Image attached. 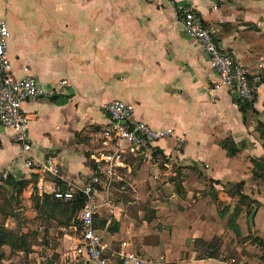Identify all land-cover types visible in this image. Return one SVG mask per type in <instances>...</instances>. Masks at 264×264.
<instances>
[{
    "label": "crops",
    "instance_id": "1",
    "mask_svg": "<svg viewBox=\"0 0 264 264\" xmlns=\"http://www.w3.org/2000/svg\"><path fill=\"white\" fill-rule=\"evenodd\" d=\"M179 4L212 28L221 50L234 53L248 71L256 99L246 114L235 90L210 92L214 71L197 42L185 35ZM2 21L11 33L15 76L24 77L29 68L42 87L54 91L23 104L35 159L52 155L68 180L88 183L96 173L91 155L103 149L109 121L104 107L122 100L135 105L132 121L171 128L175 137L158 141L149 152L128 155L118 173L131 171L129 160L161 158L167 168L193 167L212 181L197 187L211 191L206 200L199 196L190 217L173 203L156 201L152 210L136 215L129 211L132 202L105 199L99 211L116 223L109 220L101 232L113 253L135 252L152 264H264V255L242 256L236 263L207 258L194 247L196 240L230 231V217L239 213L228 212L233 197L227 185L240 183L261 205L254 226L264 242V180L255 178L256 162L264 160V0H171L163 6L154 0H0ZM224 143L238 153L230 156ZM26 157L16 132L0 126V183L8 176L29 181L26 197L35 182L40 193L52 189L54 180L45 177L42 184ZM214 195L224 207L211 209L207 218L195 215ZM102 196L97 189V200ZM81 238L82 232L74 237L75 248Z\"/></svg>",
    "mask_w": 264,
    "mask_h": 264
},
{
    "label": "built area",
    "instance_id": "2",
    "mask_svg": "<svg viewBox=\"0 0 264 264\" xmlns=\"http://www.w3.org/2000/svg\"><path fill=\"white\" fill-rule=\"evenodd\" d=\"M170 1L154 0L159 6ZM177 11L182 14L185 35L197 42L207 55L210 67L214 71L215 79L209 86L210 92L217 94L231 88L236 91L240 100L253 104L256 99L255 88L248 71L238 61L236 55L221 50L214 39L213 29L205 25L191 8L179 4ZM10 37L8 23L0 22V126L16 132L18 142L27 154L26 165L38 171L42 184L45 177L54 180L53 188H45L43 193H51L55 199L63 203H72L80 196L85 199L79 215L82 238L75 248L77 256L93 264H152L153 259H145L135 252L126 250L112 253L113 260L109 257V245L94 223V215L100 207L96 201V193L97 187L102 183L109 189L115 180L121 179L118 169L125 167L128 155L138 156L149 152L158 141L175 137L174 130L171 128L157 130L147 123L132 121L135 105L113 100L104 107L109 121L102 132L103 149L91 155L97 172L84 185L68 180L62 170V164L56 157L50 155L39 161L31 155L30 119L23 111V104L51 97L54 91L42 87L30 73L29 68L24 69L26 73L24 77L15 76L9 56ZM40 190L42 191L41 188Z\"/></svg>",
    "mask_w": 264,
    "mask_h": 264
},
{
    "label": "rangeland",
    "instance_id": "3",
    "mask_svg": "<svg viewBox=\"0 0 264 264\" xmlns=\"http://www.w3.org/2000/svg\"><path fill=\"white\" fill-rule=\"evenodd\" d=\"M129 164L131 171H128V169L122 170L119 173L121 179L115 180L109 189L102 190L103 196L101 198L98 200L96 198L98 204L102 205L107 198L115 203L128 204L132 202L133 206H130L129 211H133L138 215V212H145V209L152 210L150 207L156 201H161L167 205H170L169 203L178 205L177 210L187 211L186 215L190 217L196 203L200 200L199 196L205 199L210 194V187L208 189H197L201 186L199 184L208 185L212 183V181L207 180L199 169L179 167L178 165L167 168L161 158L159 161H154L152 158H138L129 160ZM227 186L231 187L229 184ZM9 194L3 193L8 198L10 197ZM31 197L32 195L26 197L23 194L22 198L18 200V204L14 205L15 215L17 216L7 218L3 213H0V224H4L8 229L30 233V240L35 245L29 253H12L9 247H5V258L2 264H86L88 261L77 256L75 252L74 237L81 233V227H78L75 223H72L71 226H59L56 222L47 220L34 208ZM262 199H264V195H262ZM29 201L31 204H28ZM210 202L208 207L198 208L194 212L195 215L197 213L202 215L203 213L204 218H207L208 215H211V209L218 208L220 210L225 203L217 201L215 195L210 198ZM256 203L257 201L252 198L245 203H242L238 196L233 198L228 212L230 215L233 212L239 213L237 219H241L242 235L237 237L234 232L227 229V233H224L220 238L221 242H218L220 245L218 257L229 260L235 259L234 262L239 263L243 262L242 256L251 259L257 255H264L263 246L261 245L263 239L261 240L256 236L258 234L256 226L251 227L250 231L248 225L249 210ZM257 204L259 209L261 205ZM34 232H37L38 235L36 239L33 237ZM100 233L103 236L101 231ZM215 237L217 236L209 241H204L214 244L216 243ZM103 238L109 245V255L113 260L111 256L113 248H110L111 245L107 237L103 236ZM202 246L198 242L194 245L196 248H203ZM202 255L206 256V254Z\"/></svg>",
    "mask_w": 264,
    "mask_h": 264
},
{
    "label": "trees",
    "instance_id": "4",
    "mask_svg": "<svg viewBox=\"0 0 264 264\" xmlns=\"http://www.w3.org/2000/svg\"><path fill=\"white\" fill-rule=\"evenodd\" d=\"M237 103L239 104L240 110L244 114H246V112L250 110L254 104L246 103L239 98L237 99ZM223 146L227 149L230 156H235L239 151V149H236L232 144L229 143H224ZM256 166L259 169H256L255 178H261L264 180V160L261 162H256ZM95 171L97 172L96 167ZM29 183L30 182L26 180L16 181L11 176H8L7 180H2L0 183V213H3L7 218L17 216L15 215L16 212L14 211V205L18 204V200L22 198L24 192L29 186ZM34 184L35 186L31 198L34 208L38 211V213H40L41 216L46 217V219L49 221L56 222L59 226H71L72 223H75L78 227H80L79 215L83 209L85 201L82 196L78 197L76 201L72 203H63L55 199L54 195L51 193H40L36 186V182ZM229 185L231 187H229L226 192L231 197L235 198L238 196L242 203L250 200V197L243 191V183ZM97 189L102 191L106 189V186L104 183H102L97 187ZM3 193H10V197H6L3 195ZM257 203L250 208L249 214H251L254 208L258 207ZM109 220H112V225L116 223L115 219H113L112 216L105 214L103 210L97 211V213L94 215L95 227L100 231L106 228ZM229 229L234 232L237 237H241L242 231L240 225L238 224L237 217H230ZM249 230L251 231L250 225ZM37 236V232H34L33 237L36 239ZM30 237V233H23L14 229H8L4 224H0V264H2V261L5 258V247H9L12 253H29L31 248L35 245V243L30 240ZM214 239L216 241L214 244L201 239L195 241V243L198 242L203 245V248L200 249L204 251L207 258H218L220 250V245L218 242H221V239L218 237H215ZM261 245L263 246L262 250L264 251L263 240L261 241Z\"/></svg>",
    "mask_w": 264,
    "mask_h": 264
},
{
    "label": "water",
    "instance_id": "5",
    "mask_svg": "<svg viewBox=\"0 0 264 264\" xmlns=\"http://www.w3.org/2000/svg\"><path fill=\"white\" fill-rule=\"evenodd\" d=\"M258 212V209L257 208H254L249 216V225L250 227H254V220H255V217H256V214ZM86 264H90L89 262H87Z\"/></svg>",
    "mask_w": 264,
    "mask_h": 264
}]
</instances>
